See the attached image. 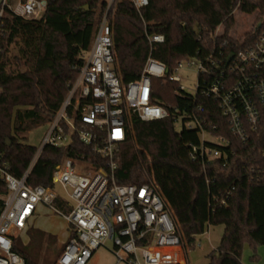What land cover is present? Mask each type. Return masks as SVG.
I'll return each instance as SVG.
<instances>
[{"label":"trees","instance_id":"1","mask_svg":"<svg viewBox=\"0 0 264 264\" xmlns=\"http://www.w3.org/2000/svg\"><path fill=\"white\" fill-rule=\"evenodd\" d=\"M107 5L108 0H47L38 19L6 18L0 54V163H6L14 176L23 175L38 150L26 142V133L50 121L62 104ZM113 7L109 18L115 69L123 82L141 76L150 54L164 62L170 74L178 61L211 49L214 39H228V50L236 51L256 39L264 28V0H149L140 10L132 0H116ZM236 10L257 12L261 21V26L258 22L245 34L242 44L230 34ZM220 24L225 32L215 38ZM154 34H163L165 41L151 44L149 36ZM13 43L19 49L10 57ZM11 63L24 69L15 71L8 67ZM152 83L153 101L170 108L172 114L152 121L133 114L132 128L118 153L117 182L141 185L149 182L150 176L166 199L182 238L192 246L209 225H224L220 244L211 252L208 264H243L244 246L249 244L256 250L264 243V108L258 126L243 142L231 132L215 99L201 94L181 96L178 83L173 81L163 83L153 78ZM192 111L206 120L205 127L214 135L230 141L225 148L228 157L212 159L205 167L191 159L188 143L199 142V131L178 129L175 116ZM66 157L81 159L93 168L106 162L92 146L74 137L68 147L46 145L31 168L28 183L54 186L53 171ZM251 167L261 171L249 172ZM228 190L231 193L226 195ZM7 192L0 178V213ZM222 198L225 204L219 202ZM56 204L66 205L61 197ZM30 233L28 245L21 248L16 237L13 250L27 264H38L45 234L39 230ZM48 239L46 247L55 259L43 264H55L64 245L58 250L53 239Z\"/></svg>","mask_w":264,"mask_h":264},{"label":"built area","instance_id":"2","mask_svg":"<svg viewBox=\"0 0 264 264\" xmlns=\"http://www.w3.org/2000/svg\"><path fill=\"white\" fill-rule=\"evenodd\" d=\"M115 1L110 0L97 21L91 47L78 75L69 84L67 95L52 119L45 124L46 132L28 169L16 177L8 171L6 163H0V178L8 189L0 213V264H27L13 250L14 241L16 231L26 227L39 203L55 206L69 226L70 237L55 264H87L99 247H108V241L112 243L109 249L125 264H185L182 235L156 183L150 180L141 185L120 184L115 176L120 145L132 128L133 114L145 121L168 118L172 114L170 108L153 101V78H160L163 83H178L177 93L181 96L195 98L201 94L218 101L231 132L243 142L249 140L251 130L261 121L264 28L256 39L236 51L228 50V39L222 42L214 39L211 49L197 51L178 61L170 74L166 64L150 54L141 76L123 82L115 69L116 52L109 18ZM132 1L138 10L149 2ZM46 7L47 0H17L15 5L11 0L0 2V54L6 18L38 19ZM224 32L220 24L214 37ZM237 40L242 44L246 39ZM149 41L161 43L165 37L154 34L149 36ZM185 67L194 68L197 76L192 93L180 84L177 73ZM175 123L176 126L180 123L181 128L199 131V142L188 143L192 160L200 161L205 167L212 159L228 157L225 148L230 141L206 128V120L197 111L175 116ZM74 137L106 158L105 166L88 167L81 159L66 157L53 171L54 186L30 185L31 168L43 148L46 145L68 147ZM254 171L261 170L249 169ZM57 185L63 190V196ZM230 193L228 190L226 195ZM59 197L66 204L64 207L56 206ZM219 202L225 204L226 200L222 198Z\"/></svg>","mask_w":264,"mask_h":264},{"label":"rangeland","instance_id":"3","mask_svg":"<svg viewBox=\"0 0 264 264\" xmlns=\"http://www.w3.org/2000/svg\"><path fill=\"white\" fill-rule=\"evenodd\" d=\"M110 0H108V3ZM17 0H11V4L15 5ZM88 8V6H87ZM99 12V7L98 10ZM101 15V14H100ZM100 16L98 17L99 20ZM257 19V12L253 14H246L240 12L238 10L235 11V25L231 28L230 34L235 39H243L245 34L252 30L253 27L259 22ZM224 26V25H222ZM221 34V32H219ZM19 45L16 43L11 44L10 50L8 55L13 57L15 54L18 53ZM9 68L19 71L23 70L24 68H18L15 64H9ZM178 75L181 77L180 84L183 85L187 91L193 92L195 87L196 81V74L194 68L185 67L184 69L179 70ZM177 128H181V124H177ZM47 125L43 124L38 126L35 129L28 131L27 140L26 142L33 144L35 146H40L43 136L46 132ZM150 160V157H148ZM149 180L151 177L149 176ZM57 190L63 196V190L59 185H57ZM37 207L36 213L31 218V227H36L43 229L45 231L53 232L54 230L59 231V244H63L68 241L70 237V230L68 223L65 217L58 213L55 210V206H49L43 203H39ZM57 206V204H56ZM224 225L217 224V225H209L206 228V231L203 234L196 236L195 245L192 246L186 239H183L184 242V254L183 260L185 264H208L210 262V254L213 252L220 244L221 238L223 236ZM19 235L18 238V245L21 248H25L26 245L31 240V234L28 233V228L21 231H16ZM112 243L110 241L107 242V246L99 247L93 254L92 258L88 261L87 264H125L121 261H118L117 257L114 253L109 249ZM40 252H39V263L43 264L47 261H52L55 259V256L50 253L47 249L45 241L40 242L39 245ZM59 250V246H55ZM257 254L258 257L254 258L253 255ZM242 263L243 264H264V243L259 244L254 250L249 244H246L243 248L242 252Z\"/></svg>","mask_w":264,"mask_h":264},{"label":"crops","instance_id":"4","mask_svg":"<svg viewBox=\"0 0 264 264\" xmlns=\"http://www.w3.org/2000/svg\"><path fill=\"white\" fill-rule=\"evenodd\" d=\"M39 205H37L38 207ZM37 207H36V211H37ZM36 213V212H35ZM32 218V217H31ZM31 218L28 220V224L26 225V227L22 230H25L28 228V233H30L31 231L33 230H39V231H42L45 235H44V240L43 242L45 241V244L46 246H48V242L50 243V239H48V237H51L53 239V246H65L66 242L63 243V244H59V236H60V233L59 231L57 230H54L53 232H51L52 230H50L49 232L48 231H45L43 229H40V228H36V227H31ZM18 231H21V230H18ZM17 234V232H16ZM31 234V233H30ZM17 237L19 238V235L17 234Z\"/></svg>","mask_w":264,"mask_h":264},{"label":"water","instance_id":"5","mask_svg":"<svg viewBox=\"0 0 264 264\" xmlns=\"http://www.w3.org/2000/svg\"><path fill=\"white\" fill-rule=\"evenodd\" d=\"M2 0H0L1 2ZM87 7V6H86ZM261 25V21L258 23V27ZM233 57V53L229 55L227 61L229 62L231 60V58Z\"/></svg>","mask_w":264,"mask_h":264}]
</instances>
